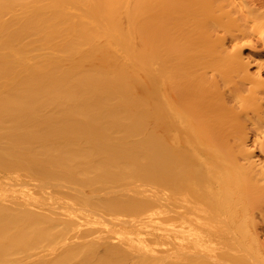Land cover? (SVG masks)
I'll return each instance as SVG.
<instances>
[{
    "label": "bare ground",
    "instance_id": "1",
    "mask_svg": "<svg viewBox=\"0 0 264 264\" xmlns=\"http://www.w3.org/2000/svg\"><path fill=\"white\" fill-rule=\"evenodd\" d=\"M134 1L0 0V177H25L85 199L109 191L116 200L159 202L158 219L168 228L161 222L154 224L160 236L146 233L167 234L176 246L177 255L168 248L173 264H264V225L248 213L230 214L247 205L243 196L226 195L249 175L264 177L262 166L246 170L262 161L248 133L229 134L231 109L218 111L193 92L184 71L196 53L234 48V60L199 65L264 82V0ZM250 17L256 34L246 28ZM257 135L250 144L264 154V134ZM236 150L240 167L214 165ZM11 189L12 207L22 209L15 183ZM21 201L26 211L38 207L31 197ZM65 206L57 214H71L73 206ZM241 220L249 225L232 230ZM24 227L12 219L0 232L22 238ZM145 245L143 256L168 254ZM81 253L49 260L35 254L25 264H65ZM34 257L41 258L28 262Z\"/></svg>",
    "mask_w": 264,
    "mask_h": 264
},
{
    "label": "rangeland",
    "instance_id": "2",
    "mask_svg": "<svg viewBox=\"0 0 264 264\" xmlns=\"http://www.w3.org/2000/svg\"><path fill=\"white\" fill-rule=\"evenodd\" d=\"M127 1L128 5L135 2L134 0ZM116 3L118 4V2ZM124 4L122 3L120 6ZM89 16L86 18L90 19ZM252 19L250 17L246 28H249L250 31L254 30L256 34L257 31L252 28L254 27L252 26ZM258 49L264 50L262 45ZM230 50L215 51L209 54L196 53L190 59L191 64L184 67V71L189 75L193 92L205 94L218 107V111H221L224 106L231 109L235 118L226 127L231 136L240 137L243 133H248L250 137L249 147L254 150L255 159H258V162L259 160L262 161V163L259 164L258 168L251 165L246 167V170L250 171L251 168L257 170L260 169V166L264 169L263 152L250 144L253 139L258 137L257 134L259 136L264 134V82H249L239 69L219 68L217 70L199 65L206 59L218 61L220 59H228L229 61L236 59L237 54L235 55L234 48L233 51ZM249 53L250 50L247 48L243 50L244 57H248ZM257 72V67L251 66L250 73L255 75ZM240 155L239 150L232 152L231 156L221 155L217 157L219 164L214 165L236 164L240 167L241 164L238 163H242V161L237 158ZM14 173L17 174L16 171ZM13 183L17 188L16 196L20 199L16 203L22 205V209L19 210L14 209L11 203L14 201V198L10 196V192H13L11 189ZM128 183L126 185L131 188L133 184L129 185ZM45 184L36 183L34 180L25 177L15 181H7L0 177V197L2 199L3 196H6L8 201H0V223L5 225L6 221L13 219L17 220L21 227L27 223L32 225L31 228L24 227L22 229L21 235H25L22 238L12 234L4 236L0 232V264H15L17 261H20V264H25L27 263L25 261L35 254L45 253L42 260H49L57 254L75 252H82L83 254L81 253V256L79 254L73 260L71 258V261L66 260L65 264L68 262L71 264H165L169 262L166 259L167 255L171 257L170 252H173L172 248L176 246L172 245L173 241L166 237L167 234L165 233L163 238L156 239L162 233H159L160 229L154 224L162 222L163 228H168L163 216L158 219L159 216H157L156 211L162 205L159 202H152L146 197H132V195L126 196L122 200H116L109 191L101 197L85 199L75 192L65 195L55 187L52 188ZM41 187L46 193L40 194ZM85 191V196L89 197L90 189L87 187ZM226 195L234 199L243 196L247 205V207H233L229 212L230 214L236 215L239 211L245 216L248 213L253 218L255 217L259 224L264 225L263 176L251 177L249 175L240 182L231 184L227 187ZM27 196L31 197L38 206L35 210H31L32 213L25 210L24 202L21 201ZM65 204L73 206L68 208L71 210V214H57L67 208ZM4 206L11 207L13 211L4 209ZM155 217L156 219H154ZM248 225L249 222L241 220L232 230H244ZM149 229L153 233L152 236L156 237H151L146 233ZM71 239L72 244L64 243ZM146 243L157 244L162 253L168 251V248H170V252L168 251V254L167 252L161 253V260L158 256L151 255L152 253L149 256H143L139 252L146 246ZM143 249L145 250V248ZM174 254L177 255V253ZM164 255L166 257L162 259ZM38 258L41 257H34L28 262L38 260ZM170 259L172 260L173 256ZM171 260L169 264L171 262L173 264L175 261Z\"/></svg>",
    "mask_w": 264,
    "mask_h": 264
}]
</instances>
